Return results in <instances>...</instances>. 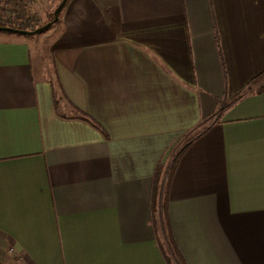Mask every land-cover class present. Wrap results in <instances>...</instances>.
Segmentation results:
<instances>
[{
    "label": "crops",
    "instance_id": "1",
    "mask_svg": "<svg viewBox=\"0 0 264 264\" xmlns=\"http://www.w3.org/2000/svg\"><path fill=\"white\" fill-rule=\"evenodd\" d=\"M263 72L264 0L0 32V261L264 264Z\"/></svg>",
    "mask_w": 264,
    "mask_h": 264
},
{
    "label": "built area",
    "instance_id": "2",
    "mask_svg": "<svg viewBox=\"0 0 264 264\" xmlns=\"http://www.w3.org/2000/svg\"><path fill=\"white\" fill-rule=\"evenodd\" d=\"M3 3L7 8H5V13L0 16V27L28 32L37 30L39 25L36 24L32 16L26 13V2L3 0ZM0 264L3 263L0 261Z\"/></svg>",
    "mask_w": 264,
    "mask_h": 264
},
{
    "label": "rangeland",
    "instance_id": "3",
    "mask_svg": "<svg viewBox=\"0 0 264 264\" xmlns=\"http://www.w3.org/2000/svg\"><path fill=\"white\" fill-rule=\"evenodd\" d=\"M27 4L26 13L32 16L33 20L41 28L48 24L51 19V14L55 11L56 5L62 0H16ZM6 5H4L3 0H0V16L5 13ZM17 21V20H16ZM37 28V29H38ZM41 41L39 45L44 52L47 48L48 40L39 38Z\"/></svg>",
    "mask_w": 264,
    "mask_h": 264
},
{
    "label": "water",
    "instance_id": "4",
    "mask_svg": "<svg viewBox=\"0 0 264 264\" xmlns=\"http://www.w3.org/2000/svg\"><path fill=\"white\" fill-rule=\"evenodd\" d=\"M69 2V0H63L62 3L59 5L57 11H56V17L58 18L59 14L62 12V10L64 9V7L66 6V4ZM52 27V24H47L45 26H43L42 28H39L35 31L32 32H28V31H19V30H15L12 28H3L0 27V32H7V33H18L20 35H26V36H31V35H36V34H40L43 33L47 30H49Z\"/></svg>",
    "mask_w": 264,
    "mask_h": 264
},
{
    "label": "trees",
    "instance_id": "5",
    "mask_svg": "<svg viewBox=\"0 0 264 264\" xmlns=\"http://www.w3.org/2000/svg\"><path fill=\"white\" fill-rule=\"evenodd\" d=\"M62 1H63V0H62ZM62 1L58 2V4L56 5V9H55V11L51 14V19H52V20H50V21L48 22V24H52V26H53V25H55L56 23L59 22L60 14H61V13L59 14V16H58V18H57V17H56V11H57L59 5L62 3ZM46 25H47V24H46ZM41 28H42V27H41ZM261 82H264V72H263L262 74H260L257 78H255V79L252 81V83H251L250 86L257 85V84H259V83H261ZM263 89H264V87L261 88V90H263ZM162 211H164V203H163V209H162Z\"/></svg>",
    "mask_w": 264,
    "mask_h": 264
}]
</instances>
